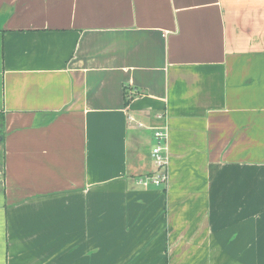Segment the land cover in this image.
I'll list each match as a JSON object with an SVG mask.
<instances>
[{"label": "crops", "instance_id": "1", "mask_svg": "<svg viewBox=\"0 0 264 264\" xmlns=\"http://www.w3.org/2000/svg\"><path fill=\"white\" fill-rule=\"evenodd\" d=\"M0 264H264V0H0Z\"/></svg>", "mask_w": 264, "mask_h": 264}, {"label": "built area", "instance_id": "2", "mask_svg": "<svg viewBox=\"0 0 264 264\" xmlns=\"http://www.w3.org/2000/svg\"><path fill=\"white\" fill-rule=\"evenodd\" d=\"M155 143L151 151L152 160L155 162L156 171L149 176L140 177L139 183L144 186H160L166 184L169 180L168 177V154L166 139L168 136V128L165 124L153 126Z\"/></svg>", "mask_w": 264, "mask_h": 264}, {"label": "trees", "instance_id": "3", "mask_svg": "<svg viewBox=\"0 0 264 264\" xmlns=\"http://www.w3.org/2000/svg\"><path fill=\"white\" fill-rule=\"evenodd\" d=\"M126 90V89H125ZM126 95H127V93H126Z\"/></svg>", "mask_w": 264, "mask_h": 264}]
</instances>
